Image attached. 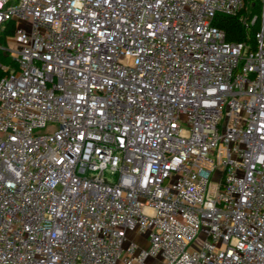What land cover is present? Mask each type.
<instances>
[{"label":"built area","instance_id":"1","mask_svg":"<svg viewBox=\"0 0 264 264\" xmlns=\"http://www.w3.org/2000/svg\"><path fill=\"white\" fill-rule=\"evenodd\" d=\"M0 52V264H264V0H0Z\"/></svg>","mask_w":264,"mask_h":264},{"label":"trees","instance_id":"2","mask_svg":"<svg viewBox=\"0 0 264 264\" xmlns=\"http://www.w3.org/2000/svg\"><path fill=\"white\" fill-rule=\"evenodd\" d=\"M257 8L260 11V7L258 2H255L254 9ZM215 24L225 32L226 40L229 42H240L246 38V34L242 29L240 23L238 22L237 18H229L225 16H219L216 19ZM14 24L10 23L6 25L5 33L1 37L3 42L6 41V37L14 36ZM258 28V24L256 23L251 30L250 33V42L254 45V33ZM0 63L1 64H13L11 58L2 52H0ZM4 75V73L0 70V78Z\"/></svg>","mask_w":264,"mask_h":264},{"label":"rangeland","instance_id":"3","mask_svg":"<svg viewBox=\"0 0 264 264\" xmlns=\"http://www.w3.org/2000/svg\"><path fill=\"white\" fill-rule=\"evenodd\" d=\"M254 13H255V14H260V11H259L257 8H255V9H254ZM56 129H57V127L54 126V125H52V126H49V127L46 128V129L42 130L41 133H42V134H49V133H52V132H53L54 130H56ZM211 192H213V188H211ZM134 239H135L138 243H140V244H142L143 246L146 247V244L143 243V242H144V239H143L142 237H136V236H134ZM152 264H159V263H158V261H154V262H152Z\"/></svg>","mask_w":264,"mask_h":264}]
</instances>
